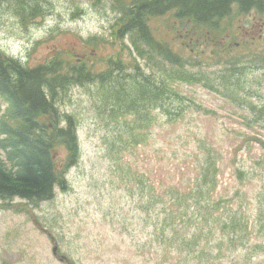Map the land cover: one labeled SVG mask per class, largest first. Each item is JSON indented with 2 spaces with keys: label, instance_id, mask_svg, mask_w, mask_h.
<instances>
[{
  "label": "rangeland",
  "instance_id": "1",
  "mask_svg": "<svg viewBox=\"0 0 264 264\" xmlns=\"http://www.w3.org/2000/svg\"><path fill=\"white\" fill-rule=\"evenodd\" d=\"M129 2L44 0L23 16L0 3V51L35 65L62 50L66 59L103 67L100 59L117 55L121 42L128 45L122 57L137 51L129 36L116 34ZM239 24L245 32L224 44L264 54V16L251 13ZM204 69L216 77L224 66ZM239 78L234 94L181 85L194 110L175 122L156 112L157 122L138 131L120 166L110 101L101 106L98 83L66 88L56 115L44 121L53 127L71 120L76 159L65 169L67 151L57 146L55 170L65 182L50 199H0V264H264V62L248 58ZM7 107L0 96V117ZM133 139L126 135L123 144ZM230 218L248 230L242 245L220 241L226 235L216 223Z\"/></svg>",
  "mask_w": 264,
  "mask_h": 264
},
{
  "label": "trees",
  "instance_id": "2",
  "mask_svg": "<svg viewBox=\"0 0 264 264\" xmlns=\"http://www.w3.org/2000/svg\"><path fill=\"white\" fill-rule=\"evenodd\" d=\"M43 1L0 3H11L22 16L37 11ZM251 13L264 16V0H130L122 8L116 34L129 36L137 51L122 57L128 50L122 42L117 55L101 60L104 68L76 55L66 59L62 50L35 65L0 51V96L9 107L0 117V199L37 202L51 198L59 183L64 187L60 171L55 170L54 153L63 145L68 155L65 169L70 166L77 156L76 134L70 119L64 126L55 123L53 127L44 119L56 115V98L71 85L97 82L101 106L110 101L106 112L114 119V160L119 166L128 147L137 145L138 131L157 122L156 112L175 122L194 110L195 103L180 90L181 85L201 84L234 94L241 88L239 76L248 58L264 62L260 52L237 51L242 47L238 42L224 44L230 36L245 32L239 17ZM208 48L211 51L206 54ZM217 63L224 69L212 77L204 68ZM126 135L134 139L123 144ZM216 224L226 235L220 241L229 247L246 241L248 230L238 228L233 218Z\"/></svg>",
  "mask_w": 264,
  "mask_h": 264
},
{
  "label": "bare ground",
  "instance_id": "3",
  "mask_svg": "<svg viewBox=\"0 0 264 264\" xmlns=\"http://www.w3.org/2000/svg\"><path fill=\"white\" fill-rule=\"evenodd\" d=\"M43 3V2H42ZM73 7V6H72ZM26 14V13H25ZM25 14H23V15H25ZM22 15V16H23ZM122 20V19H121ZM110 57H112V56H106V57H103L104 59H100V61L101 60H107V58H110ZM114 57V56H113ZM102 68H104V67H102ZM48 199H50V198H47V199H42V200H39V201H37V202H31V203H39V202H42V201H44V200H48ZM29 202V201H28ZM49 237H50V239H51V241L55 244V240H54V238L49 234ZM54 254H56V252H57V246L56 247H54L53 248V251H52Z\"/></svg>",
  "mask_w": 264,
  "mask_h": 264
}]
</instances>
